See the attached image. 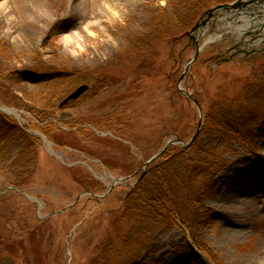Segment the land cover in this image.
Masks as SVG:
<instances>
[{
    "label": "rangeland",
    "instance_id": "374dc122",
    "mask_svg": "<svg viewBox=\"0 0 264 264\" xmlns=\"http://www.w3.org/2000/svg\"><path fill=\"white\" fill-rule=\"evenodd\" d=\"M252 1L0 0V113L35 138L33 162L12 166L23 144L14 138L0 163V264H91L107 240L120 248L135 224L122 217L124 200L144 163L169 139L189 142L201 116V141L224 169L195 210L182 192L193 232L182 219L151 231L135 264H264V130L248 148L205 125L264 77V30L222 32ZM81 83L87 92L60 107Z\"/></svg>",
    "mask_w": 264,
    "mask_h": 264
},
{
    "label": "trees",
    "instance_id": "16d2710c",
    "mask_svg": "<svg viewBox=\"0 0 264 264\" xmlns=\"http://www.w3.org/2000/svg\"><path fill=\"white\" fill-rule=\"evenodd\" d=\"M200 11L195 13L191 22L188 20L189 24L182 30H186L185 28L190 26ZM180 30L178 29V31ZM174 35V33L169 34L170 37ZM139 42L138 49L141 50L152 44ZM16 73L20 77L29 75L21 71ZM62 75H48L39 81L52 79L64 81L66 76ZM21 78L23 79V77ZM260 79L259 87L249 89L244 101L238 107H229L224 111L217 107L215 113L219 111L220 114L213 112L206 116V130L217 133L224 141L223 144L235 140L251 148L250 144L253 145V141H251L250 134L256 135L264 130V77ZM211 108L214 111L213 106ZM14 138L23 140V144L12 166L16 167L20 162L26 164L33 162L34 156L31 154L30 147L33 146L35 138L22 130L13 118L0 115V163L13 157L11 156L13 143L11 145L10 142ZM201 138L202 135L198 136L188 147L170 146L165 154L147 167L143 178L130 190L124 200L122 217L132 220V224L135 223L126 234L128 240H124L120 248L111 240H107L98 253L101 256L95 257L91 264H135L140 260L144 250L141 238L147 236L151 231L174 228L179 219L183 220V224L188 229L191 228V212L185 214L181 207L182 192L187 193L186 198L190 196L186 204L193 205L192 209L195 210L199 198L207 196L213 191L215 185L212 181L218 172L224 169L222 161L215 157L214 152L217 149H213L214 145L212 144H204ZM197 177H202L203 183L207 187H199L194 192L193 184ZM192 198H196L197 201ZM192 200L195 201L194 204H190ZM131 238L136 239L133 241L134 247L130 246L133 244L130 241ZM114 251L118 252V257L113 262L110 253Z\"/></svg>",
    "mask_w": 264,
    "mask_h": 264
},
{
    "label": "bare ground",
    "instance_id": "6f19581e",
    "mask_svg": "<svg viewBox=\"0 0 264 264\" xmlns=\"http://www.w3.org/2000/svg\"><path fill=\"white\" fill-rule=\"evenodd\" d=\"M258 7L256 13L249 15V8L247 7L245 11L234 10L231 12L230 16L224 18V24L222 27V32L226 35L232 34L234 31L241 33L242 31H249L253 35H260L259 32L264 30V7ZM248 10V11H247ZM242 12L247 13L243 15ZM249 18V19H248ZM3 111L7 114L20 116V113L15 108H3ZM229 232H233L231 228L227 229Z\"/></svg>",
    "mask_w": 264,
    "mask_h": 264
},
{
    "label": "water",
    "instance_id": "95a60500",
    "mask_svg": "<svg viewBox=\"0 0 264 264\" xmlns=\"http://www.w3.org/2000/svg\"><path fill=\"white\" fill-rule=\"evenodd\" d=\"M87 89H88V85H87V84H83V85L79 86L76 90H74L73 92H71V93H70V94H69V95H68V96H67V97L61 102L60 106H64L66 103L78 99V98H79L84 92L87 91ZM187 96L190 97V98H191V99L197 104V106L199 107V109H200V111H201L200 104H199L198 101L193 97V95L190 94V93H187ZM201 121H202V120H200L199 128H198V130H197L195 136L193 137V139L198 135V133H199V131H200ZM193 139H192V140H193ZM177 142L181 143V142H183V141L180 140V139H177V140H174V141L169 140V141L167 142V144L164 146L163 149H161L160 151H158L157 153H155L153 156H151V158H150L148 161H146L145 166H147L151 161H153V160L156 159L159 155H161V154H162V153L168 148V146H169L170 144L177 143ZM188 144H189V143H188ZM188 144H187V145H188ZM113 185H114V184H113Z\"/></svg>",
    "mask_w": 264,
    "mask_h": 264
}]
</instances>
